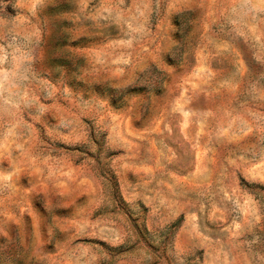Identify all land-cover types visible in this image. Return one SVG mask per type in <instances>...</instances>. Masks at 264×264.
Here are the masks:
<instances>
[{
    "label": "rangeland",
    "instance_id": "1",
    "mask_svg": "<svg viewBox=\"0 0 264 264\" xmlns=\"http://www.w3.org/2000/svg\"><path fill=\"white\" fill-rule=\"evenodd\" d=\"M0 264H264V0H0Z\"/></svg>",
    "mask_w": 264,
    "mask_h": 264
}]
</instances>
